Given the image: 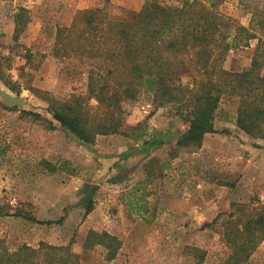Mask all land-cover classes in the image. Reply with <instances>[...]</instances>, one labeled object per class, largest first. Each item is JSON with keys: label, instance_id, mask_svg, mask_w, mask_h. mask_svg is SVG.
<instances>
[{"label": "rangeland", "instance_id": "rangeland-1", "mask_svg": "<svg viewBox=\"0 0 264 264\" xmlns=\"http://www.w3.org/2000/svg\"><path fill=\"white\" fill-rule=\"evenodd\" d=\"M161 1L178 5V0ZM142 4L0 0V242L8 250L73 241L80 264H196L201 255V264H221L230 254L224 220L240 215L237 207L253 211L264 204V140L237 127L236 97H223L217 133L206 135L200 148L177 147L188 126L172 107L156 108L148 93L124 104L121 134L99 136L94 145L79 141L48 113L41 92L59 100L87 92L89 65L53 55L58 30L83 10L104 8L119 15L120 7ZM254 6L264 8V0H217L222 14L245 25ZM22 9L28 20L17 33ZM256 45L231 49L224 67L249 69ZM182 80L191 83L185 75ZM22 111L39 113L56 130ZM138 125L145 126L144 137L133 140L130 133ZM92 229L121 240L116 259L106 261L101 249L82 250ZM250 263L264 264V241Z\"/></svg>", "mask_w": 264, "mask_h": 264}, {"label": "trees", "instance_id": "trees-1", "mask_svg": "<svg viewBox=\"0 0 264 264\" xmlns=\"http://www.w3.org/2000/svg\"><path fill=\"white\" fill-rule=\"evenodd\" d=\"M119 11V15L104 8L80 11L69 27L57 32L54 57L89 65L85 94L64 100L46 92L38 95L64 130L88 145H94L99 136L121 134L124 104L148 93L156 108L172 107L188 126L177 147L200 148L206 135L217 133V111L223 97L230 96L238 99L237 127L264 140V8L252 7L246 25L222 14L217 0H178L174 6L143 0L139 9L120 7ZM27 20L22 9L16 15L17 33ZM251 41L257 45L250 68L227 70L228 52ZM183 75L191 83L185 84ZM4 83L20 93L16 84ZM21 113L56 130L39 113ZM144 129L138 125L130 138L140 140ZM237 209L240 215L232 214L223 223L230 254L221 264H251V256L264 241V204L253 211L244 206ZM73 245V241L66 246L41 243L37 248L23 245L10 251L0 242V264H80L82 255ZM121 247L117 236L95 229L88 231L81 246L85 252L101 249L106 261L116 259Z\"/></svg>", "mask_w": 264, "mask_h": 264}]
</instances>
